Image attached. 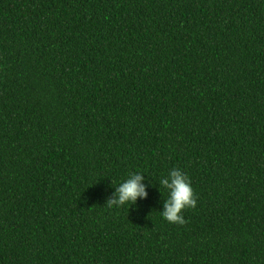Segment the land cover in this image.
Segmentation results:
<instances>
[{
    "label": "trees",
    "instance_id": "16d2710c",
    "mask_svg": "<svg viewBox=\"0 0 264 264\" xmlns=\"http://www.w3.org/2000/svg\"><path fill=\"white\" fill-rule=\"evenodd\" d=\"M0 264H264V0H0Z\"/></svg>",
    "mask_w": 264,
    "mask_h": 264
},
{
    "label": "clouds",
    "instance_id": "9594fccd",
    "mask_svg": "<svg viewBox=\"0 0 264 264\" xmlns=\"http://www.w3.org/2000/svg\"><path fill=\"white\" fill-rule=\"evenodd\" d=\"M146 173L143 171L130 172L126 179L114 187L113 196L107 200V205L109 207L133 206L138 200L146 199L149 185L145 181L146 177H150L146 176ZM156 182L159 183L160 192L161 188L167 192V199L163 201V210L160 211L163 219L169 223L184 225L186 223L184 211L188 208H195L197 204L191 177L183 169L173 168Z\"/></svg>",
    "mask_w": 264,
    "mask_h": 264
}]
</instances>
